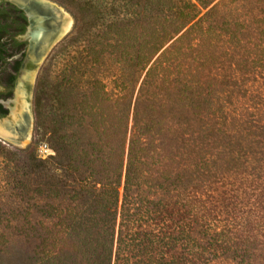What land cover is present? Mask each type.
<instances>
[{"label":"trees","instance_id":"1","mask_svg":"<svg viewBox=\"0 0 264 264\" xmlns=\"http://www.w3.org/2000/svg\"><path fill=\"white\" fill-rule=\"evenodd\" d=\"M147 1L149 17H161L163 8L171 13L144 22L135 44L142 71L161 51L164 114L129 129L131 100L121 94L111 106L102 89L96 102L110 111L100 114L101 143L87 150L53 134L54 165L35 160L42 164L30 186L36 197L59 203L41 205L40 219L23 226L34 242L23 264H253L264 248V26L248 46L229 34L227 50L240 55L233 62L237 76L220 81L221 65L192 72L177 58L193 32L211 37L203 30L205 6ZM25 18L14 2L0 0V29L24 28L18 22ZM177 59L184 79L171 71ZM176 101L194 107L210 129L188 133L179 132L181 122L170 125ZM154 153L161 168L149 159Z\"/></svg>","mask_w":264,"mask_h":264},{"label":"rangeland","instance_id":"2","mask_svg":"<svg viewBox=\"0 0 264 264\" xmlns=\"http://www.w3.org/2000/svg\"><path fill=\"white\" fill-rule=\"evenodd\" d=\"M10 1L27 6L25 0ZM44 1L57 8L58 15L62 12L67 18L63 34L70 30L38 57L29 73H24L23 76L28 78L24 93L17 89L11 113L4 119V122L14 125L25 117L23 112H27L29 123L25 136L4 127L0 121V251H10L8 255L0 254V264H10L9 258L14 259L12 264H23L24 254L30 253L34 247L33 240L22 234L23 226H30L37 218L40 219L37 210L41 205L59 203L54 197H36L30 186L32 182L34 185L40 172L38 166L42 164L35 160L50 161L56 155L54 152L45 156L40 151L45 144L52 149L53 134L64 137L66 145L87 150L93 144L101 143L98 129L104 127L99 121L100 114L110 111L96 102L95 96H99L102 89L107 92L111 106L115 97L121 94H126L131 100L129 129L136 125L139 130L149 118L161 120V110L164 114L165 109L161 106V91L164 90L161 51L142 71L136 50L141 44L138 36L146 32L144 22L170 16V12L161 8V17H149L154 10L147 0ZM199 1H196L199 7L205 6L201 15L209 12L203 22V30L208 31L211 37H202L201 32L195 30L191 41L186 39L183 47L180 44L182 53L177 58L185 60L192 72L202 64H219L222 70L218 79L229 81L237 76L233 62L240 58L238 53L227 50L232 47L227 41L229 34L241 37L244 41L240 45H250L264 26L260 25L264 24V0ZM178 2L183 4L181 0ZM135 36L137 42L133 40ZM29 55L35 58L33 51H29ZM178 59L174 65L179 63ZM170 60L173 58H169L166 66H171ZM178 65L175 70H170L184 79L186 73ZM208 74L207 70L205 75ZM170 109L172 112L165 115L172 118L170 125L171 122L175 126L181 122L179 132L210 129L207 120L196 117L197 110L191 105L183 107L176 101ZM93 113H96L97 120ZM183 113L187 114L185 118H181ZM107 126H111L110 121ZM159 156L160 153H154L149 158L156 168H161ZM53 165L52 161L48 163L49 167ZM253 264H264V248L258 250Z\"/></svg>","mask_w":264,"mask_h":264},{"label":"flooded vegetation","instance_id":"3","mask_svg":"<svg viewBox=\"0 0 264 264\" xmlns=\"http://www.w3.org/2000/svg\"><path fill=\"white\" fill-rule=\"evenodd\" d=\"M14 3L24 10L26 18L18 22L24 28L0 29V121L4 127L14 132L17 130L22 137L25 136L29 123L27 112L24 111L25 117L14 125L4 122V119L11 113L17 89L19 93H24L28 78L23 75L30 72L32 64L38 59L42 44L38 46L36 42L35 33L40 22L37 14L28 11L22 4ZM29 51H33L35 58L30 57ZM20 78L21 83L18 84ZM15 138L21 140L19 137Z\"/></svg>","mask_w":264,"mask_h":264},{"label":"water","instance_id":"4","mask_svg":"<svg viewBox=\"0 0 264 264\" xmlns=\"http://www.w3.org/2000/svg\"><path fill=\"white\" fill-rule=\"evenodd\" d=\"M25 3L27 5L26 9L36 13L40 21L38 22L35 34L38 46L42 44L41 50L38 53L41 56L53 43L60 41L62 36L67 34L70 29L60 37L63 29V16L61 13L58 15L59 10L53 8L51 3L45 2L44 0H25Z\"/></svg>","mask_w":264,"mask_h":264},{"label":"built area","instance_id":"5","mask_svg":"<svg viewBox=\"0 0 264 264\" xmlns=\"http://www.w3.org/2000/svg\"><path fill=\"white\" fill-rule=\"evenodd\" d=\"M40 151L42 153H45V156H48L54 153V151L51 148H48L47 144L41 146Z\"/></svg>","mask_w":264,"mask_h":264},{"label":"bare ground","instance_id":"6","mask_svg":"<svg viewBox=\"0 0 264 264\" xmlns=\"http://www.w3.org/2000/svg\"><path fill=\"white\" fill-rule=\"evenodd\" d=\"M61 12V11H60ZM61 15L63 16V28L65 27V25L67 24V18L65 17V15L61 12ZM63 34V29H62V33L60 34V36Z\"/></svg>","mask_w":264,"mask_h":264}]
</instances>
